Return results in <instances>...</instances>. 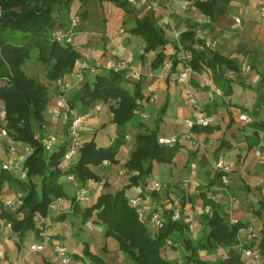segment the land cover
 I'll use <instances>...</instances> for the list:
<instances>
[{
	"label": "crops",
	"instance_id": "0c3cea01",
	"mask_svg": "<svg viewBox=\"0 0 264 264\" xmlns=\"http://www.w3.org/2000/svg\"><path fill=\"white\" fill-rule=\"evenodd\" d=\"M124 1L131 10L130 12L115 6L109 1L88 0L87 2H80L74 0L70 4V10H67L70 13L69 17L64 20L59 17L62 26L67 24L71 18L77 20L73 46L80 52V58L70 70L72 75L79 62L88 64L85 74L92 76L107 71L112 62L124 59L130 62L129 68L119 71L125 80L124 86L129 88L132 82L138 81L145 97H148L141 108L148 116L147 119H144L147 127H153L157 113L162 105L166 104L165 115H162L159 124L164 125L162 127L164 131H161L158 135L177 136L178 151L172 162L166 163L165 166L169 165L168 172L170 174L172 171L171 164L176 157L184 155L180 176L172 181L167 179L160 181L159 178L164 175L163 168H161L159 162L154 161L148 179L164 184L165 188L152 194L144 190V183L134 185L126 191L127 197L141 195L140 206L145 210L147 209L148 212L158 207L167 206L166 202L171 198L181 197V203L183 204L181 215L184 218L185 216L189 217L197 229H203L205 233L207 229L206 221L210 213L204 212V208L209 207L212 211L213 208L220 209L228 205L227 207L232 208V211L228 214L226 212L221 214L224 222L229 224L231 220L236 219L253 225L256 233L255 240L259 241L264 236V209L259 210L261 207L260 200L264 195V159H257L253 150L264 144V133L260 135L258 132L259 127L254 125H260L259 130L264 132V117L251 116L246 107L248 101L251 103L260 101L264 106V102L259 99L260 97L264 99V30L257 21L254 0H235L241 8L242 16H230L227 10L210 25L208 24V17L192 5L194 0ZM179 1L190 2L189 4L192 3V6L187 10H181L178 7ZM93 6L96 9L92 11L91 7ZM167 7L171 8L170 13L166 10ZM115 8L119 10H113ZM196 11L200 12L204 18L199 27L192 28L196 33V37L203 40L195 47L201 50L217 51L221 55L231 58L235 65L232 69L222 67L226 78L224 88L220 89L222 95H216L214 88L217 87V84L213 79L211 69L204 63H199V68L190 73L187 82L184 84L177 81L174 72L167 73L161 67L152 69V75L150 76L146 64L148 61L151 62L156 51L155 53L151 51L152 54L147 53V55L143 53V39L129 32L133 25L132 15L138 17L152 15L164 30L165 37L176 42L174 33L188 29ZM234 18L242 19V21L236 23ZM175 20L183 22L182 26L177 27ZM196 21H200V19H196ZM202 25L204 27H201ZM167 45H171V43L169 42ZM84 50L92 51L95 54L97 59L94 64L85 61L82 55ZM255 51H257V54H255ZM172 52H169V54ZM135 70L140 72L138 77L134 75ZM73 79L75 81L74 76ZM234 85L241 88V93L234 90ZM146 88H150V90ZM187 89L194 94L197 106L204 109L213 118V121L207 127L196 126L189 137L185 135L187 128L184 125V119L193 116V109L185 101V91ZM54 90L50 91L49 97L51 100L49 102L52 101ZM79 90L72 88L65 93L71 110L62 115L61 118L54 119L47 113L44 114L43 126L45 130H64L66 132L68 118L79 112L88 114L81 133L87 127L97 125L100 117L104 114L102 110L106 111L105 114L108 119H112L109 108L110 103L99 102L83 107L78 99ZM234 94L238 97L237 101L234 100ZM96 106H99L98 110ZM242 113L250 116L252 120L250 122L240 120L238 116ZM104 124L101 123L99 129L95 130L91 137L84 138L81 141L85 142L93 139L97 146L109 145L115 137L116 125H113L115 132L113 136H110V131L107 130L104 133L106 127ZM135 124L131 122L127 124L126 135H128V139L125 140L116 154L118 162L111 166L103 164L106 167L108 166V170L99 173L108 185H104L102 188H94L92 190L93 200L102 192L114 193L129 183L130 173L122 166V163L128 158L134 147ZM0 143H2L1 140ZM184 152L186 154H183ZM218 157H222L225 162L230 163L232 166L227 185L220 188L218 187L219 184H209L208 182L213 177L211 164ZM189 161L196 162L201 166L203 174L201 180L196 177L195 167H188ZM192 169L195 173L190 176ZM188 176L191 178L190 184L187 187H182L181 181ZM6 192L8 196L12 191L5 188L4 193ZM73 196L74 191L71 194L69 205L62 200L57 210L49 211L46 217L37 218L40 237L28 232L24 238L18 239L17 235L15 236V234L2 228L5 227L3 224L5 221L0 223L2 230L0 260H5L9 264H57L53 250L56 241L63 243L73 255L82 256V250H76L78 243L80 244L79 241L66 242L60 238L61 235L69 238L72 235L79 236V232H82L81 229L91 235L102 231L100 240L103 242L107 239H113L111 237L104 238L101 226L95 222V215L82 223V207L74 205L71 201ZM182 222L187 225L185 221ZM242 236L243 240L247 238L246 235ZM29 237L32 240H29L28 243L26 239L28 240ZM204 237L205 235L200 239H196L197 237H193V239L196 242ZM79 238L85 244L82 249L87 247L94 252L93 245H89L87 239ZM41 240H46L41 250H30L31 244L41 243ZM22 241L26 244H21ZM104 246L108 248L107 242L98 245L95 252L101 254L106 260L109 255L107 251H103ZM170 247L176 246L171 243ZM177 247L185 254L188 253L184 249L182 240L179 241ZM226 252L225 247H218L215 252L200 250L198 255L201 259L211 261L218 257H224ZM161 253L167 259L165 247H162ZM120 259L128 261L125 256H121ZM105 264L108 263L105 261ZM177 264H183V260Z\"/></svg>",
	"mask_w": 264,
	"mask_h": 264
},
{
	"label": "trees",
	"instance_id": "16d2710c",
	"mask_svg": "<svg viewBox=\"0 0 264 264\" xmlns=\"http://www.w3.org/2000/svg\"><path fill=\"white\" fill-rule=\"evenodd\" d=\"M72 1L74 0H0V101L5 111L4 126L16 143L31 148V153L21 164L26 173L24 178L6 170L3 167L4 158L0 156V194L5 188L22 194V202L17 208L11 211L3 209L1 213L5 223L11 222L18 239L24 238L28 232L40 237L35 221L38 217L47 216L53 199L65 196L58 181L62 174L71 172L82 183L87 178L99 180L102 175L95 171V166L104 160L118 162L116 154L125 142V126L134 116L133 110L141 109L148 100L138 81L126 88L119 71L108 69L92 76L85 74L79 90V102L83 107L99 102L110 103L112 121L116 125L115 137L107 146H97L93 139L82 142L76 159L64 169L57 167L65 144H59L48 152L40 142L48 104L47 89L39 80L27 75L23 66L29 60L39 61L47 67L45 76L49 81L62 78L66 71L74 67L80 58L79 51L73 44L58 42L52 36V30L62 26L60 11L68 10ZM99 1H109L127 12L131 11L124 0ZM229 2L230 0H194L193 5L208 17L210 25L227 11ZM132 18L133 25L129 32L143 39V53L156 51L151 60L152 69L161 67L166 57L176 63V42L165 37L164 30L153 16L132 15ZM178 41L182 44V50L190 55L188 62L192 69L196 70L199 63H204L211 69L217 87L223 89L226 78L222 67L234 68L233 60L217 51L196 48L195 45L203 40L196 37L192 27L180 32ZM169 42L174 49L165 56L164 46ZM259 99L264 102L263 98ZM165 107L164 103L154 119L153 127H147L141 119L135 124L134 147L122 163L130 173L127 185L114 193H100L88 205H79L71 198L74 205L82 207V223L95 215V222L101 226L104 238H113L130 264H169L161 249L173 231H182L186 227L182 220H171L170 212L165 211L163 227L154 231L138 220L136 210L128 204L126 195L127 188L145 182L154 161L169 162L178 151L176 144L165 146L157 142V128ZM2 143L6 152L5 141ZM208 182L220 185V174H214ZM260 206L259 210L264 209V195ZM206 224L202 240L193 242L188 238L183 239L184 249L188 252L183 264H249L242 256L238 233L240 226L249 223L239 221L238 224H226L218 209L213 208ZM258 245L264 253V236L258 241ZM218 247L226 248L224 257L209 261L198 255L199 250L215 252ZM103 251H107L106 246ZM82 252L79 258H86L91 264H105L103 256L98 252L90 251L87 247H83ZM72 256L78 258L73 254Z\"/></svg>",
	"mask_w": 264,
	"mask_h": 264
},
{
	"label": "built area",
	"instance_id": "2783aa9c",
	"mask_svg": "<svg viewBox=\"0 0 264 264\" xmlns=\"http://www.w3.org/2000/svg\"><path fill=\"white\" fill-rule=\"evenodd\" d=\"M256 6V15L259 26L264 30V0H254ZM190 2L179 1L178 7L181 10H187L191 8ZM170 13L171 8H166ZM1 14V10H0ZM236 23H239V18H234ZM76 26L77 20L75 18H71L67 24L64 26L56 27L52 30L53 38L62 43L73 44L74 36L76 34ZM179 33H174V38L176 39L177 45V62L174 63L172 59L165 60L161 68L165 70L167 73L174 72L175 77L178 82L184 84L187 82L190 73L193 71L191 65L188 60H190V55L185 53L182 49V44L178 41ZM147 71L149 75H152V67L151 62L148 61L146 64ZM129 68L128 62L124 59L117 60L112 62L109 66V69L114 71H121ZM88 69V64L85 62H79L76 70H74L73 76L75 81L73 84L66 82L64 77L57 82V89L53 95L52 101L48 103L46 107V113L53 117L54 119L61 118L62 115H65L67 112L71 110L70 105L65 97V93L68 92L72 88L80 89L82 82L84 81L85 73ZM140 72L138 70L134 71V75L138 77ZM216 95H222V92L219 88H214ZM185 101L187 104L193 109V116L184 119V125L187 128L186 136H190L192 134V130L196 126L207 127L213 121L212 116L207 113L204 109H201L197 106V100L191 90L187 89L185 91ZM99 106H96L98 110ZM133 114L138 116L140 119H147V114L141 109L137 108L133 110ZM4 115L5 111L3 109L0 110V138L5 141L6 144V154L3 160V167L18 175L20 178H24L26 176L25 171L21 168V164L24 162L26 157L31 153V148L28 145H23L20 143H16L8 130L4 126ZM87 113H75L72 114L71 117L68 118L67 126H66V135H57L54 132H46L44 130L43 135L39 136L40 142L44 148V150L50 152L55 149L59 144H65L64 152L57 164L58 168H66L69 166V163L72 161V158L77 154L78 149L80 148L82 141L80 140V134L82 126L87 118ZM239 119L245 122H250L252 119L245 113L240 114ZM128 139V135H125V140ZM157 142L161 145L165 146H173L177 143L176 135H158ZM254 156L257 159H264V144L256 147L253 150ZM108 162L104 160L102 164L106 165ZM232 170V166L230 163L225 162L222 157H218L211 164V172L212 174L219 173L220 174V185L218 187L226 186L229 181V173ZM195 171L192 169L190 171V176L194 175ZM66 180L72 184V188L74 191L73 200L75 203L79 205H88L93 200L92 190L97 187H102L105 183L104 178H100L99 180H95L93 178H87L83 183L80 182L73 173L67 172ZM190 176L184 178L181 181L182 187H187L190 182ZM144 190L146 192H158L165 188L164 184H161L157 181H149V179H145L144 182ZM21 192L12 191L10 195H8L4 199V205L10 208H16L21 204ZM142 201V196L137 195L134 197H128V204L135 208L137 213V218L142 223H148L150 227L157 231L163 227L165 222L164 213L165 211L170 212V218L173 221L181 220L182 211H181V199L179 197H174L169 199L166 202L167 206L158 207L150 210L145 215V210H143L140 206ZM61 203L60 197L55 198L49 204V211H54L58 209V205ZM211 208L205 207L204 212L210 213ZM238 220H231V224H238ZM6 224V223H5ZM10 226V224H7ZM239 239L241 244V253L242 256L249 261V264H264V253L261 251L260 246L258 245V241L255 240L256 233L253 225L240 226L239 230ZM240 235H246V239L243 240L240 238ZM41 243H34L30 245V250L39 251L41 250L46 240H41ZM166 244L170 245L171 242L169 240L166 241ZM53 250L55 253V257L57 260V264H91V262L86 258H75L72 256V253L69 252L68 248L61 242L56 241L53 245ZM0 264H4L0 262Z\"/></svg>",
	"mask_w": 264,
	"mask_h": 264
},
{
	"label": "rangeland",
	"instance_id": "374dc122",
	"mask_svg": "<svg viewBox=\"0 0 264 264\" xmlns=\"http://www.w3.org/2000/svg\"><path fill=\"white\" fill-rule=\"evenodd\" d=\"M107 4H110V3H107ZM192 4V3H191ZM94 9H96V7L95 6H93V7H91V10L93 11ZM241 8H240V6H239V4L238 3H236V1L235 0H230V2H229V4H228V8H227V10H228V12L230 13V16H242L241 15V10H240ZM1 10V9H0ZM70 10V9H69ZM90 10V9H89ZM113 10H119V9H113ZM167 10V9H166ZM56 14V13H55ZM69 12H67V10H62V11H60V17H61V19L62 20H64V19H67L68 17H69ZM60 17H59V20H60ZM203 18H204V16L200 13V12H198V11H196V14L194 13L193 14V18H192V20H191V23L189 24L190 25V27H199V25H201V21L203 20ZM196 19H200V21H196ZM241 21H242V19H240ZM176 22H175V24H176V26L178 27L179 25H181L182 26V24H183V22H181V21H179V20H175ZM201 22V23H200ZM175 26V27H176ZM201 27H204L203 25L201 26ZM209 29V28H208ZM210 31H212V29H209ZM137 36V35H136ZM144 45H145V43H144ZM224 46H225V44H224ZM153 52L154 51V53H155V50H150V51H148V52H145V54L147 55V53L148 54H152V53H150V52ZM171 51H173V47L171 46V45H165L164 46V53H165V56L167 55V54H169V52H171ZM80 53V52H79ZM255 54H257V51H255ZM82 55L84 56V58H85V61H87L88 63H90V64H94L95 62H96V56H95V54L92 52V51H89V50H84V51H82ZM169 58H167V59H165V60H168ZM130 65V62H128V66ZM23 70H24V72L27 74V75H30V76H33L34 78H36L37 80H39L42 84H44L45 85V87H46V89H47V92H48V103H49V101L51 100L50 99V91L51 90H53V89H57V82L60 80V79H62L65 75H66V77L64 78L65 80H66V82H68V83H71V84H73L74 83V79H73V75H72V72H70L69 70L68 71H66L65 72V74H64V76L62 77V78H60V79H58V80H56V81H49L47 78H46V76H45V73H46V71H47V67L46 66H44L43 64H41L39 61H36V60H29V61H27L25 64H24V66H23ZM71 70V69H70ZM71 76V77H70ZM149 84V83H148ZM153 87V86H152ZM234 90L235 91H238V92H240V90H241V88L240 87H238L237 85H234ZM147 90H150V88L148 89V88H146ZM54 90V91H55ZM241 93V92H240ZM239 93V94H240ZM240 96V95H239ZM78 99H79V95H78ZM234 100H238V97L236 96V94H234ZM48 105V104H47ZM246 107H247V110H248V113L251 115V116H253V117H264V106H263V104L260 102V101H253V103H251V102H247V105H246ZM1 109H3V103L0 101V110ZM166 109L167 108H165V110H164V112H163V116L165 115V112H166ZM4 110V109H3ZM103 111V116L102 117H100V119H99V122H97V125H94V127L93 126H89V127H87V129L86 130H84L83 131V133H81L80 134V140H84V138H89V137H91L92 135H93V133H94V131L95 130H98L99 129V127H100V124L102 123H105L104 125L106 126L105 127V129H104V133H106L105 131H110V136H113V134H114V132H115V129L113 128V125H115V123L112 121V119L110 120V119H108L107 118V116H106V114H105V112L106 111H104V110H102ZM168 113V112H167ZM45 114V113H44ZM5 116V115H4ZM89 119V118H88ZM138 120H140V118L138 117V116H136V115H134L133 117H132V119H131V123H136ZM128 124V123H127ZM254 126H257V127H261L260 125L258 126V125H254ZM125 127H127V125L125 126ZM162 127H164V125L163 124H161V125H159L158 126V128H157V133H160L161 131H164V130H162ZM259 128H258V132L260 133V135L261 134H263L264 132L262 131V130H259ZM42 129L43 130H45V127L43 126L42 127ZM46 132H49V130H45ZM51 132H54V133H56L57 135H63L64 136V134H65V131L64 130H61V131H59V130H54V131H51ZM105 135V134H104ZM99 136V135H98ZM0 140L1 141H3V139H1L0 138ZM3 147H4V145H3V143H0V156H1V158H4L5 156V150L3 149ZM183 150V149H182ZM183 154H186V152H184ZM76 157H77V155H75L73 158H72V161H74L75 159H76ZM173 158H174V156H173ZM172 158V159H173ZM172 159H171V161H169V162H159L160 164H161V168H163L162 169V172L164 173V175H162L159 179H160V181L162 180V181H165L166 179L167 180H169V181H172V180H174V179H177V177L178 176H180V169H181V167H182V165H183V161H184V155H179V156H177L176 157V159L174 160V162L171 164V167H172V171H171V173L169 174V172H168V169H169V165L168 166H165L166 165V163H170V162H172ZM108 162V161H107ZM108 165H114L115 163H111L110 161L107 163ZM109 166V167H110ZM188 167L189 168H193V167H195V170H196V172H197V175H196V177L199 179V180H201L202 179V177H203V174H202V171H201V166L198 164V163H196V162H191V161H189L188 162ZM94 169H95V171H97L98 173L100 172V173H102V172H104V171H107L108 170V166L106 167V166H104L102 163L100 164V165H98V166H95L94 167ZM127 170V169H126ZM59 183H61V185H62V187H63V189H64V191H65V196H62V197H60V199H61V201L63 200V201H66V203H67V205H69V201H70V197H71V194L73 193V190H72V184L70 183V182H68L67 180H66V175L65 174H62L60 177H59ZM234 184H235V182H234ZM104 185L106 186V185H108V184H106V183H104ZM103 185V186H104ZM102 188V187H101ZM126 191H128V188L126 189ZM7 197V192L6 193H4V192H2L1 194H0V219H2V220H0V223H3L4 221H5V218H3L2 217V210L3 209H8L9 211H11L12 210V208H10V207H7V206H5L4 205V199ZM22 197V196H21ZM21 202H22V200H21ZM182 206H183V204H181V209H182ZM228 206V205H227ZM223 207V208H220V209H218V211L221 213V214H223V212L225 213L226 212V214H228V213H230L231 211H232V208H230V207ZM17 208V207H16ZM141 208L143 209V210H145L142 206H141ZM237 208V207H236ZM14 209V208H13ZM49 211V210H48ZM148 213V210L146 209L145 210V215ZM226 217H227V219H229V217L226 215ZM182 221H185L186 222V227L182 230V231H178V230H175V231H173L171 234H170V236H169V238H168V240L173 244V245H175L176 247H170V245H167V244H165V251H166V257H167V259H168V261H169V264H177V263H180L182 260L184 261L185 260V256H186V254L182 251V250H180V248L179 247H177V245H179V241H183V239H185V238H188V239H190L191 241H193V242H195L194 241V239H193V237H197L196 239H200V238H202V236H204L205 235V230H203V229H197V227L195 226V224L194 223H192V221H191V219L189 218V217H187V216H185V218H184V216L182 215ZM38 220H36L35 222H36V224H38V222H37ZM10 224V226H8L7 224ZM4 224V226L5 227H2V228H4V230H7L8 232H11L12 234H15V236L17 235V233L15 232V231H13L12 230V227H11V222H7L6 224H5V222L3 223ZM3 224H2V226H3ZM230 224V223H229ZM144 225H146V226H149L150 227V225L146 222V223H144ZM189 229V230H188ZM1 228H0V238H1ZM80 231H82V232H79V236H75V235H72L70 238L69 237H65V235H61L60 236V238L61 239H63V240H65L66 242H70V241H73V242H76V241H79L80 242V244L78 243V245H77V248H76V250L77 251H81L82 250V246L83 245H85L83 242H81V238H79V237H83V238H85V239H87L88 240V243H89V245H93L92 247H93V250H94V252L95 251H97V246L98 245H102V243L104 244V243H106L107 242V246H108V248H107V253H108V255H109V257L105 260L106 261V263H108V264H130V262H129V260L126 262L124 259H120V257L121 256H124V255H122V253L119 251V249H118V247L116 246V243H115V241L113 240V239H107L106 241H101L100 240V233H102V231H98V232H95V233H93L92 235L90 234V233H85V231H83L82 229L80 230ZM75 236V237H74ZM95 236H98V237H95ZM240 238L241 239H243V236L242 235H240ZM29 240L31 241L32 240V238H28V240L26 239V241L29 243ZM104 240V239H103ZM196 242H198V241H196ZM26 244V242H23L22 241V243L21 244ZM167 246V247H166ZM200 251V250H199ZM0 262H3L4 264H9V263H6V261L5 260H0ZM190 264H192V263H190Z\"/></svg>",
	"mask_w": 264,
	"mask_h": 264
}]
</instances>
